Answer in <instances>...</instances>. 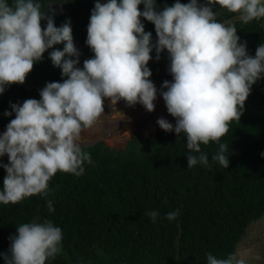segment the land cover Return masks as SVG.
Returning a JSON list of instances; mask_svg holds the SVG:
<instances>
[{"label": "clouds", "instance_id": "9594fccd", "mask_svg": "<svg viewBox=\"0 0 264 264\" xmlns=\"http://www.w3.org/2000/svg\"><path fill=\"white\" fill-rule=\"evenodd\" d=\"M143 4V10L138 5ZM220 6L248 23L264 17V0H189L158 10L156 0H95L87 26L86 45L94 56L78 66L80 53L74 47L70 21L54 26L41 11L39 0H0V94L6 87L24 84L34 63L46 50L63 42V50L48 53L53 66L61 69L63 82H48L40 99L10 104L15 118L0 134V157L7 155L0 204H15L33 195H48V181L58 171L80 176L84 162L92 163L82 151L81 133L92 128L104 113V100L115 106L125 101L139 103L148 112L155 108L157 88L149 79L148 62L160 59L166 50L168 72L159 95L175 124L161 117L156 123L165 132L184 134L187 167L208 164L201 145L219 144L212 157L228 167V148L220 138L229 123L239 121L252 85L264 77V43L249 56L232 24L218 22L213 6ZM141 17L154 25L156 40L144 30ZM46 19L42 29L40 21ZM72 57L71 59L66 58ZM166 89V90H164ZM191 153H200L199 157ZM264 158V152L260 153ZM49 212L53 202H47ZM155 221L158 212L146 213ZM179 210L166 214L171 221ZM62 230L51 220L16 227V234L3 256L4 264H46L62 248ZM207 264H247L231 253L219 259L207 254Z\"/></svg>", "mask_w": 264, "mask_h": 264}, {"label": "trees", "instance_id": "16d2710c", "mask_svg": "<svg viewBox=\"0 0 264 264\" xmlns=\"http://www.w3.org/2000/svg\"><path fill=\"white\" fill-rule=\"evenodd\" d=\"M39 3L54 26L70 21L82 68L83 61L94 56L85 41L95 0ZM174 3L156 0L158 10ZM137 7L142 11L144 6ZM213 11L218 22L235 26L248 55L254 57L264 43V17L243 23L234 18L237 13L218 5ZM140 19L155 42L154 25ZM46 22L40 21L42 29ZM63 46L61 42L46 50L24 84L13 83L0 94V128L15 118L14 113L4 115L5 110L11 111L10 104L39 100L46 83L66 79L48 56ZM155 55L153 50L147 65L152 73L149 79L154 84L171 81L166 50L159 60ZM66 58L72 57L66 54ZM220 143L228 148L227 168L213 160L219 144L211 141L201 145L208 164L187 167L186 137L162 129L150 138L133 137L126 151L110 149L102 142L82 148L92 159L91 164L84 162L82 175L58 171L48 181L47 196L37 194L15 204H0V253L8 251L16 227L38 218L51 220L62 230L61 251L46 264H207L208 253L227 258L235 253L247 226L264 214V158L260 156L264 152V77L252 85L239 121L229 123ZM5 175L0 167V189ZM49 200L52 212L47 208ZM177 209L179 215L169 221L166 214ZM154 210L158 212L155 221L146 214ZM0 264H4L3 256Z\"/></svg>", "mask_w": 264, "mask_h": 264}, {"label": "rangeland", "instance_id": "374dc122", "mask_svg": "<svg viewBox=\"0 0 264 264\" xmlns=\"http://www.w3.org/2000/svg\"><path fill=\"white\" fill-rule=\"evenodd\" d=\"M234 18L238 19V13ZM226 22L223 23L226 24ZM154 85L158 92L157 98L154 101L155 108L152 112H148L139 103L129 107L123 100L120 101V103L122 102L120 106L116 107L115 105V108L112 109L114 113H121L120 115L115 114L107 117L106 113H108V109L106 108L104 110L105 115L101 114L105 122L100 120L99 124L110 127V130L105 133L106 135L99 134L96 130L95 132L94 129L97 128V123L92 128L83 130L80 141L81 148H86L96 142H102L110 149L126 151L133 137L150 138L154 132L161 130L156 123L159 118L163 117L170 123L175 124V119L167 112L165 102L159 95L162 83L157 82ZM107 102L108 100L105 99L103 106L106 107V104H109ZM106 121L110 122V125ZM5 130L6 128H0V134ZM0 161L8 163L7 155L0 157ZM235 254L238 257H243L247 261V264H258L264 261V214L261 218L251 222L247 226L241 240L236 246Z\"/></svg>", "mask_w": 264, "mask_h": 264}, {"label": "bare ground", "instance_id": "6f19581e", "mask_svg": "<svg viewBox=\"0 0 264 264\" xmlns=\"http://www.w3.org/2000/svg\"><path fill=\"white\" fill-rule=\"evenodd\" d=\"M121 101H122V100H121ZM107 103H109V102H107ZM121 103H122V102H121ZM121 103H120V101H118L117 104H116V107L120 106ZM155 103H156V102H155ZM156 104H158V103H156ZM106 108L108 109V113H106V116H107V117H108V116H113V115H115V114H119V115L121 114V113H118V112H117V113H116V112L114 113V111H112V109L115 108V106H112V105H110V104H108V105L106 104V107L104 106V110H105ZM103 114H104V113H103ZM104 115H105V114H104ZM109 118H110V117H109ZM100 120H103V121H104L105 119H104L103 116H100V118H99L98 121L96 122V123H97V124H96V125H97V128L94 129V131L96 130L97 133H99V134L102 133V134L104 135L105 133L108 132V130H110V127H108V126H104L103 124H102V125L99 124V123H100V122H99ZM104 122H105V121H104ZM106 122H107V121H106ZM101 123H102V122H101ZM107 123H108V125H110V122H107ZM96 131H95V132H96ZM87 132H89V131H87ZM105 135H106V134H105Z\"/></svg>", "mask_w": 264, "mask_h": 264}]
</instances>
